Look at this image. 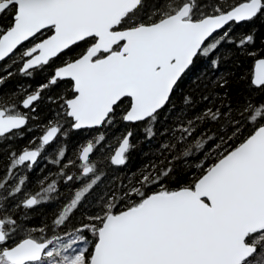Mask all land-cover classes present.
<instances>
[{
  "label": "snow or ice",
  "instance_id": "obj_1",
  "mask_svg": "<svg viewBox=\"0 0 264 264\" xmlns=\"http://www.w3.org/2000/svg\"><path fill=\"white\" fill-rule=\"evenodd\" d=\"M0 264H264V0H0Z\"/></svg>",
  "mask_w": 264,
  "mask_h": 264
},
{
  "label": "trees",
  "instance_id": "obj_2",
  "mask_svg": "<svg viewBox=\"0 0 264 264\" xmlns=\"http://www.w3.org/2000/svg\"><path fill=\"white\" fill-rule=\"evenodd\" d=\"M245 70H247V68ZM23 79L24 78L22 77L17 78L19 82H23ZM15 86H16V81H10L8 85L5 86L4 90H10L12 88H15ZM147 148H148V145L145 143L142 145L141 148L137 149V151L132 156L130 167L135 166V165L141 166L148 160V156L144 154Z\"/></svg>",
  "mask_w": 264,
  "mask_h": 264
},
{
  "label": "rangeland",
  "instance_id": "obj_3",
  "mask_svg": "<svg viewBox=\"0 0 264 264\" xmlns=\"http://www.w3.org/2000/svg\"><path fill=\"white\" fill-rule=\"evenodd\" d=\"M117 146H118V139L113 137L112 143H111V148L115 149ZM139 167H140V165H135V166L130 167L131 168L130 170L134 171V170H136Z\"/></svg>",
  "mask_w": 264,
  "mask_h": 264
}]
</instances>
